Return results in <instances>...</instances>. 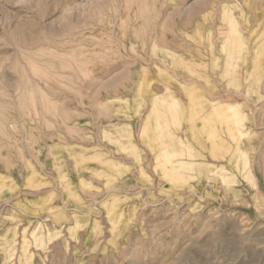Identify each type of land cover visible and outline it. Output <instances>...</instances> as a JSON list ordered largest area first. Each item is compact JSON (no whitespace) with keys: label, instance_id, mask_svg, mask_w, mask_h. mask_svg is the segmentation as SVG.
Masks as SVG:
<instances>
[{"label":"rangeland","instance_id":"obj_1","mask_svg":"<svg viewBox=\"0 0 264 264\" xmlns=\"http://www.w3.org/2000/svg\"><path fill=\"white\" fill-rule=\"evenodd\" d=\"M0 264H264V0H0Z\"/></svg>","mask_w":264,"mask_h":264},{"label":"bare ground","instance_id":"obj_2","mask_svg":"<svg viewBox=\"0 0 264 264\" xmlns=\"http://www.w3.org/2000/svg\"><path fill=\"white\" fill-rule=\"evenodd\" d=\"M171 121H172V119H171ZM168 122V121H167ZM184 128V127H183ZM160 134V133H159ZM177 135V134H176ZM161 144H162V142H161ZM171 173V172H170ZM177 174V173H176Z\"/></svg>","mask_w":264,"mask_h":264}]
</instances>
